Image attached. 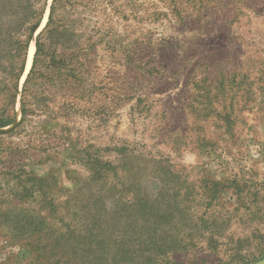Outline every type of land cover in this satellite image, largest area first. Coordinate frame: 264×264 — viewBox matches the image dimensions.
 <instances>
[{"label":"rangeland","instance_id":"obj_1","mask_svg":"<svg viewBox=\"0 0 264 264\" xmlns=\"http://www.w3.org/2000/svg\"><path fill=\"white\" fill-rule=\"evenodd\" d=\"M94 2L68 20L91 48L85 97L41 107L36 122L15 129L18 107L17 124L0 131V264H92L46 253L30 228L39 229V216L56 224L69 199L87 202L139 179L149 162L163 166L164 178H145L148 190L169 202L179 192L188 208L179 225L191 244L169 253V264L262 261L264 0ZM34 53L32 44L28 70ZM65 116L62 127L47 123ZM125 157L116 182L98 165ZM95 163L107 180L93 178Z\"/></svg>","mask_w":264,"mask_h":264},{"label":"trees","instance_id":"obj_2","mask_svg":"<svg viewBox=\"0 0 264 264\" xmlns=\"http://www.w3.org/2000/svg\"><path fill=\"white\" fill-rule=\"evenodd\" d=\"M50 1L0 0V130L15 124L18 107L20 120L15 129L36 122L41 107L53 110L74 106L75 96L83 99L88 90L91 48L85 34L70 27L73 22L68 20L69 16L82 18L81 14L87 12L78 10V5L91 9L96 2ZM47 12V23L42 28ZM32 44L33 62L23 81ZM60 97L61 105L57 102ZM49 120L48 124L58 123L62 127V121H69V116L61 121ZM123 160L117 166L103 162L98 165L109 167V177L116 182L119 171L127 165L128 159ZM152 164L159 168L154 169ZM91 165L97 169L96 163ZM163 172L158 162H149L142 177L125 178L120 188L113 183L107 195L96 192L87 202L69 199L65 205H59L54 225L47 218L37 217L41 219L39 229L30 228L31 233L41 234L46 246L43 250L56 256L71 253L91 260L92 264H99V260L108 264H137L138 259L150 260L153 254L157 264H169V253L186 249L191 242L182 236L185 231L179 225L188 209L180 200V193H173L176 198L169 202L162 190H157L155 196L145 186V178L163 180ZM101 173L97 169L93 178H109ZM14 212L19 216L17 210ZM170 223L180 228L173 226L175 235L165 238L163 230Z\"/></svg>","mask_w":264,"mask_h":264},{"label":"water","instance_id":"obj_3","mask_svg":"<svg viewBox=\"0 0 264 264\" xmlns=\"http://www.w3.org/2000/svg\"><path fill=\"white\" fill-rule=\"evenodd\" d=\"M31 65H32V63H31ZM31 68V67H30ZM29 73V70H28V62H27V72H26V74H25V77H26V75ZM17 124V120H16V122H15V124L14 125H16ZM13 125V126H14ZM0 131H2V130H0ZM256 264H264V259L262 260V261H260V262H258V263H256Z\"/></svg>","mask_w":264,"mask_h":264},{"label":"bare ground","instance_id":"obj_4","mask_svg":"<svg viewBox=\"0 0 264 264\" xmlns=\"http://www.w3.org/2000/svg\"><path fill=\"white\" fill-rule=\"evenodd\" d=\"M30 57H32V53L30 54Z\"/></svg>","mask_w":264,"mask_h":264}]
</instances>
